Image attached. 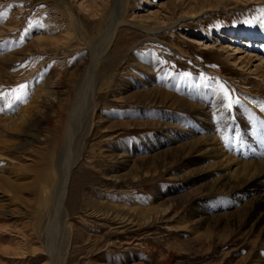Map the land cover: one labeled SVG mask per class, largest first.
Segmentation results:
<instances>
[{"label": "rangeland", "instance_id": "rangeland-1", "mask_svg": "<svg viewBox=\"0 0 264 264\" xmlns=\"http://www.w3.org/2000/svg\"><path fill=\"white\" fill-rule=\"evenodd\" d=\"M82 1L0 0V264H264V0Z\"/></svg>", "mask_w": 264, "mask_h": 264}, {"label": "bare ground", "instance_id": "bare-ground-1", "mask_svg": "<svg viewBox=\"0 0 264 264\" xmlns=\"http://www.w3.org/2000/svg\"><path fill=\"white\" fill-rule=\"evenodd\" d=\"M188 1V0H187ZM191 1V0H190ZM247 1L249 2L250 0H246V3H247ZM251 1H253V0H251ZM250 1V2H251ZM254 1H257V0H254ZM259 1V0H258ZM91 2V1H90ZM176 2V1H175ZM196 2H198V1H196ZM222 2V1H221ZM96 4V1L95 0H93V4ZM193 3H194V1H193ZM82 4L84 5V7L85 8H87L88 10H90V9H94L95 7H93V8H91V6L93 5H90L89 3H88V1L87 0H83L82 1ZM86 4V5H85ZM195 5V4H194ZM196 6V5H195ZM194 7V6H193ZM200 7V6H199ZM204 7H206V5H204L203 7H202V5H201V8L200 9H198V10H195V9H193L192 10V8H190V10H192V11H190L189 13H191L192 14V17H195L196 15H197V13H201V11L199 12V10H203L204 9ZM210 6H208L207 8H209ZM211 8V7H210ZM97 11H99L98 9H97V7L95 8ZM197 9V8H196ZM195 10V11H194ZM208 10V9H207ZM198 11V12H197ZM96 12V11H95ZM202 12H204V10L202 11ZM205 12H206V10H205ZM96 13H99V12H96ZM262 39H263V41H264V31H263V35H262ZM248 45H250V43H248ZM262 45V47H263V45L264 44H261ZM19 49V48H18ZM263 50H264V48H263ZM29 52V51H28ZM10 53V52H9ZM7 57H8V55L7 54H5V55H2L0 58L2 59V60H6L7 59ZM43 86V85H42ZM149 92H151V94L153 95V93H158L159 92V90H157L156 91V89H155V87H151V88H149ZM10 101L8 102V104L4 107V108H7L9 105H10ZM12 104V103H11ZM8 109V108H7ZM20 109H21V107H20ZM26 108H23L21 111L19 110L18 111V109L17 110H15V113L13 114L12 113V121L13 122H19V121H22L24 118H25V112L24 111H26L25 110ZM10 112V111H9ZM202 112H204V113H207L208 111H205V109L202 111ZM202 112H200V113H202ZM3 112H1L0 114H2ZM4 114V113H3ZM10 114V113H9ZM25 122V121H24ZM207 123H208V125H209V128L208 129H211V121L208 119V121H207ZM186 131H188V128H186ZM204 138H205V140H206V142L209 144V147L210 148H212L213 150H214V153H216L217 155H219L220 157H222V159L220 160V162H223V161H228V162H230L231 161V163H233V164H236L237 162H239V161H241V160H237L236 158H233V156H230L229 154H226V152H225V150L221 147V146H219V142H218V135H216V136H214V135H207V136H204ZM62 142V141H61ZM209 149V148H208ZM248 162H250L251 164L252 163H258V165L259 164H263V168H264V158H262V159H260V160H256V161H248ZM248 162H245V163H248ZM64 196H65V192H64ZM259 196H260V194H259ZM61 198H62V196H61ZM261 201L264 203V192L262 193V197H261Z\"/></svg>", "mask_w": 264, "mask_h": 264}, {"label": "snow or ice", "instance_id": "snow-or-ice-1", "mask_svg": "<svg viewBox=\"0 0 264 264\" xmlns=\"http://www.w3.org/2000/svg\"><path fill=\"white\" fill-rule=\"evenodd\" d=\"M26 88V85H21L19 89L15 90L17 93H21L23 89ZM15 99L17 100H23V96L22 95H16ZM230 106V105H229Z\"/></svg>", "mask_w": 264, "mask_h": 264}]
</instances>
